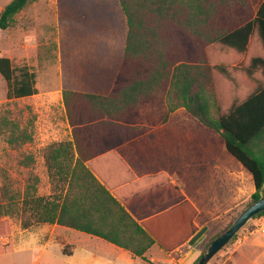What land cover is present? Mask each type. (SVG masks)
<instances>
[{"label":"trees","instance_id":"trees-1","mask_svg":"<svg viewBox=\"0 0 264 264\" xmlns=\"http://www.w3.org/2000/svg\"><path fill=\"white\" fill-rule=\"evenodd\" d=\"M30 2L12 0L7 4L0 12V30L12 28L16 15ZM118 2L126 36L113 87L107 95L62 91L74 142L51 147L49 158L55 163L48 166V171L63 178L64 183L51 182L47 196L25 195L20 210L26 218L21 226L28 229L43 223L67 227L154 264L144 256L152 245L172 253L197 232V209L189 200H182V193L165 173L137 180L118 153H105V147L84 153L77 134L125 133L133 121L129 116L141 104H153V93L163 89L165 115L183 108L219 134L226 152L251 175L255 191L250 199L251 203L257 201L264 195V116L257 120L242 118L243 112L251 111L252 99L224 111L220 76L237 64V52L255 26L264 24V0ZM0 75L6 82L9 100L38 93L36 75L26 65L15 66L10 58L0 56ZM256 98V111L264 114V90ZM18 141V137L9 138V144ZM125 142V137H119L109 148ZM103 160L106 163H100ZM162 192L165 200L156 204L154 199ZM142 199L147 201L143 209L137 206ZM157 205L163 208L161 212L138 222ZM13 206L12 199L0 202V219L10 214ZM263 219L264 211L252 218L258 221V227ZM220 234L208 241L206 249ZM13 250L9 238L5 244L0 240V256ZM205 252L192 264H197ZM62 253L71 255L65 250Z\"/></svg>","mask_w":264,"mask_h":264},{"label":"rangeland","instance_id":"rangeland-1","mask_svg":"<svg viewBox=\"0 0 264 264\" xmlns=\"http://www.w3.org/2000/svg\"><path fill=\"white\" fill-rule=\"evenodd\" d=\"M11 1L0 0V12ZM15 20L12 28L0 30V56L11 58L15 66H28L36 75L37 92L42 95L56 93L62 83L85 76L84 71L94 63H103L102 59L105 68H115L116 55L126 35L118 0H31ZM6 93V82L0 75V202H15L12 212L0 219V240L5 244L9 238L14 248L12 253L0 256V264H35L43 245L46 248L38 264H147L78 231L52 230L43 223L28 229L21 226L26 218L20 210L23 197L47 196L50 188L29 182L32 170L23 168L28 161V149L24 150L19 141L9 144L10 137L20 140V131L36 127L30 120L32 117L35 122L37 115L28 109L24 115L22 112L40 100L23 104L7 99ZM212 166L201 170L202 195L197 203L196 223L203 240L192 248L203 252L207 251L205 246L211 237L229 228L250 205L255 191L251 175L242 171L232 157L215 154ZM190 171L185 170L187 176ZM258 224L257 220L248 221L207 264H229L244 244L247 258L264 262V249L254 246L259 237L264 239V235L256 233L264 219L262 226ZM63 250L74 255L65 256ZM145 258L154 264L178 261L175 253L170 255L158 245ZM183 260L177 264H183Z\"/></svg>","mask_w":264,"mask_h":264},{"label":"crops","instance_id":"crops-1","mask_svg":"<svg viewBox=\"0 0 264 264\" xmlns=\"http://www.w3.org/2000/svg\"><path fill=\"white\" fill-rule=\"evenodd\" d=\"M123 23L125 25V20H123ZM124 44L118 51L120 55H116L118 59L115 62V68H105L104 59H102L103 63L99 62L97 63L98 65L94 63L91 68L85 70V76L75 79L76 81H68L67 84L62 83L60 90L56 91V93L49 92L42 95L38 92L30 97L13 99L20 100L23 104L35 101L36 99L40 100L39 103L36 102L31 107L24 108V111L22 110L23 112L21 111L24 115L28 109L32 115H37L35 122L32 117L30 120L36 127L30 128L27 131H20L21 134L19 136V142L23 144V149H28V161L27 164L23 165V168L32 170V174L29 176V182L37 185H45L48 188H50L51 182L54 184L64 183L63 178L57 175L53 176L48 171V166H53L55 163L49 158L51 147L74 142L72 127L69 125L66 117L62 91L71 90L96 95H107L110 93L118 75ZM220 80L222 107L224 111L229 112L234 105H246L252 99L251 111L243 112L242 118L254 120L263 118L264 114L256 111L257 103L254 99H257L256 97L260 94V90H264V24L255 26L254 31L247 38L242 49L237 52V64L230 65L223 70ZM153 96L156 98V101H152L153 104H149L148 102L143 103L135 113L129 116V120L133 121L129 123L125 133L111 132L101 133L99 135L88 132L78 133L77 139L80 142V147L84 153L90 152L91 150H98L102 147L108 148L105 149V153L110 151L118 153L132 170L137 180L144 176L165 173L170 183L178 187L182 193V200H189L197 209L198 215L197 203L200 201L202 195L201 184L203 176L201 170L211 169L213 167L212 164L215 162V154L224 153L229 158L231 156L226 152L225 147L221 143L219 134L200 124L196 118L186 113L183 108H177L166 116L165 112L167 108L163 89L158 88L157 92L153 93ZM119 137L126 138L125 144L109 148ZM76 158L77 154L75 152L74 162ZM100 163L106 162L103 160ZM238 165L243 171L244 168L239 163ZM185 170H191L188 176ZM160 187V191H163L164 186L162 185ZM48 191L49 194L50 190ZM169 197L173 196L169 194ZM164 200V192L157 194L154 199L156 204H160ZM146 202V200L142 199V204H138L137 206L143 209L147 206ZM162 210L163 208H159L157 205L152 207L148 215H141L137 220L139 222L148 216L158 214ZM196 218L194 223L197 226V232L184 245L172 253H168L170 255L175 253L178 256L177 263H180L179 260L184 259L183 264H190L202 251L192 249L194 245L203 240L202 235L199 236L200 229L196 223ZM44 225L53 227L52 230L56 228L70 229L56 224ZM260 228L256 233L262 236L264 235V225ZM91 237L100 239L95 236ZM254 246L258 249H264V239L259 237ZM45 248L46 245H43L35 258V264L40 262ZM151 248L145 253V257L150 253ZM183 248L186 249L184 250ZM73 255L74 253L68 255V257H72ZM130 256L137 258L131 254ZM92 259L93 255L87 260L90 262ZM177 263L174 262V264ZM262 263L264 264L261 260L247 258L244 244L235 253V256L229 264Z\"/></svg>","mask_w":264,"mask_h":264},{"label":"water","instance_id":"water-1","mask_svg":"<svg viewBox=\"0 0 264 264\" xmlns=\"http://www.w3.org/2000/svg\"><path fill=\"white\" fill-rule=\"evenodd\" d=\"M264 211V195L257 201L248 205L235 219V221L217 236L209 245L205 254L201 256L197 264H207L228 242L233 236L254 216Z\"/></svg>","mask_w":264,"mask_h":264}]
</instances>
